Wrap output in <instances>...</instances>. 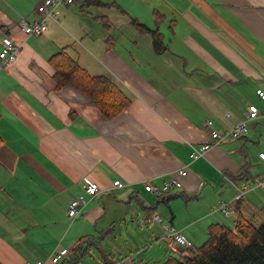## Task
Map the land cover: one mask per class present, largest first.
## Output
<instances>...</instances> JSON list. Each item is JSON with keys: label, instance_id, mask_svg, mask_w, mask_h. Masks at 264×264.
Listing matches in <instances>:
<instances>
[{"label": "crops", "instance_id": "1", "mask_svg": "<svg viewBox=\"0 0 264 264\" xmlns=\"http://www.w3.org/2000/svg\"><path fill=\"white\" fill-rule=\"evenodd\" d=\"M79 1L82 8L85 1ZM97 1L103 5L84 8L96 9L98 34L82 32L77 57L70 44L50 34L49 24H61L58 14L59 23L50 20L41 36L19 30L21 17L37 19L40 0L29 6L0 2V40L9 36L21 46L16 62L0 71V264L32 263L29 257L50 264L53 251L67 249L60 246L68 229L65 211L83 194L82 178L100 188L77 218L91 231L128 223L135 199L137 216L143 213V224L155 228V242L166 249L165 234L150 222L154 215L191 246L211 224L233 228L234 221L210 213L219 200L249 224L263 221L264 187L236 201L233 185L264 179V172L253 177L250 170L264 168L257 158L264 152V103L256 95L264 92V0ZM135 22L161 35L159 52ZM61 50L90 75L110 77L129 107L107 119L72 86L56 92L48 60ZM250 104L259 117L246 135L190 157L211 130L230 129L243 119ZM181 168L188 175L180 189L162 197L144 190L146 182L161 185ZM116 180L121 188L113 186ZM199 225L201 237L190 232ZM30 247L45 250L31 253Z\"/></svg>", "mask_w": 264, "mask_h": 264}, {"label": "trees", "instance_id": "2", "mask_svg": "<svg viewBox=\"0 0 264 264\" xmlns=\"http://www.w3.org/2000/svg\"><path fill=\"white\" fill-rule=\"evenodd\" d=\"M84 1L82 8L103 5L97 0ZM134 25L140 32L151 35L157 52L163 48L161 35L156 31L136 22ZM48 63L54 72L56 92L72 86L107 119H113L129 107L130 100L110 77L90 75L64 50L51 56ZM260 212L263 221L259 224H249L241 217L234 221L233 228L224 223L211 224L206 229V241L199 247L191 246L186 257L170 255L149 264H264V206ZM79 249L78 243L72 252ZM105 262L108 263L107 258Z\"/></svg>", "mask_w": 264, "mask_h": 264}, {"label": "rangeland", "instance_id": "3", "mask_svg": "<svg viewBox=\"0 0 264 264\" xmlns=\"http://www.w3.org/2000/svg\"><path fill=\"white\" fill-rule=\"evenodd\" d=\"M21 1L24 3L27 2L28 6L31 4V0ZM79 2V0H76L75 3L67 6L63 5L57 10V14L61 19L60 26L49 24L52 38H54V35L55 39L61 41L63 44H70V54L75 57H77L75 53L81 51L80 43L82 41V32H87L91 37H93V34H98V25H96V20L94 18L97 16V13H95L96 9H82L79 6ZM65 31H69L71 36L66 35ZM101 32L104 33L102 29ZM41 42L42 37L36 39L34 45L37 46ZM83 43L84 45H88L87 42ZM2 70L6 71V68ZM263 137L261 141H263L264 147ZM250 170L253 177L264 172V168L261 170L259 166L258 168L257 166H253ZM258 190L263 191L261 188ZM132 204L131 213L128 214L127 218L128 223L127 221H123L121 227L117 228V225H113L105 232H95L94 228L91 231L85 222L81 221V218L74 220V222L68 220V229L67 231L65 229L64 232L65 241L60 245V238L57 243L58 246L66 247L69 252L66 256V261L61 264H108L105 262L104 257H120L124 255L130 256L134 264H149L154 260L161 261L170 255L180 258L178 255L172 254L168 250L169 255L167 253L168 248L166 249L163 241H159L158 243L155 242L157 237L155 228L143 224V213L141 211L139 213L140 215L137 216L138 213H136V211L138 212L140 209L138 200L133 199ZM134 209H136V211H134ZM181 210L182 208L180 211ZM228 225L231 227V224L228 223ZM198 227L201 228V225L190 230V232L193 231L194 233H198V237H201L202 234L200 236V229ZM204 232L205 230L203 228V234ZM151 237L154 238L153 241L150 239ZM206 238V235L203 240L195 237L194 239H196V242H194V244L192 243V246L199 247L206 241ZM78 240H81L79 241L80 243L77 242ZM77 243L80 244V249L73 253L72 251L77 247ZM33 249L42 254L45 247L28 248L31 253L34 251ZM28 259L34 263V258L29 257Z\"/></svg>", "mask_w": 264, "mask_h": 264}, {"label": "built area", "instance_id": "4", "mask_svg": "<svg viewBox=\"0 0 264 264\" xmlns=\"http://www.w3.org/2000/svg\"><path fill=\"white\" fill-rule=\"evenodd\" d=\"M75 0H40L35 13L38 16L36 20L29 22L27 19L21 17L18 27L21 33L25 37H38L44 34L48 30L49 21L52 20L59 23L57 16V8L59 6H67L74 3ZM0 71L13 65L17 56L21 51V46L16 44L14 40L9 36H3L0 40ZM256 95L262 103H264V92L262 90H256ZM229 116V115H228ZM259 117V110L257 106L250 104L244 114L243 119L233 125L230 129L226 130H211L209 139L198 150L194 149L190 154V157L195 160L203 156L211 145H217L218 143L228 139H238L248 133L249 124L255 121ZM208 126H212V122H207ZM258 160L264 162V152L257 154ZM188 172L185 168H181L171 174L168 180L162 182L161 185H155L150 182H146L143 188L146 192L155 197H162L168 195L173 189H180L182 187L181 180L187 177ZM83 194L74 198L66 209V215L69 220H76L81 214L83 209L87 205V198H93L100 193V188L97 184L89 182L86 178H82ZM232 183V182H231ZM233 185V183H232ZM113 186L121 188L123 185L119 180L113 182ZM237 191L235 200L239 201L244 195L250 191L264 187V179L254 178L252 184H244L241 188L233 185ZM210 213L219 215L223 219L235 221L238 219V215L234 207L224 200H219L216 205L210 209ZM150 222L160 226L162 232L165 234L167 240L168 250L180 257H186L188 250L191 248L189 241L180 233L168 224L163 223L162 218L159 215H154L150 218ZM68 254L67 249H61L53 251L49 257L48 262L50 264H61L64 262L65 257ZM109 264H134L130 256L120 257H107ZM24 264H44L42 262L24 263Z\"/></svg>", "mask_w": 264, "mask_h": 264}]
</instances>
